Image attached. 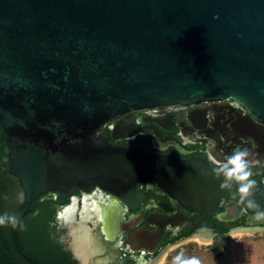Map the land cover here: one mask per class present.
Returning <instances> with one entry per match:
<instances>
[{"label": "water", "instance_id": "1", "mask_svg": "<svg viewBox=\"0 0 264 264\" xmlns=\"http://www.w3.org/2000/svg\"><path fill=\"white\" fill-rule=\"evenodd\" d=\"M224 100L264 124V0H0V126L25 194L16 243L54 190L61 204L96 186L124 198L154 179L191 205L225 197L264 210L260 189L244 199L221 190L203 160L100 133L127 112Z\"/></svg>", "mask_w": 264, "mask_h": 264}, {"label": "flooded vegetation", "instance_id": "2", "mask_svg": "<svg viewBox=\"0 0 264 264\" xmlns=\"http://www.w3.org/2000/svg\"><path fill=\"white\" fill-rule=\"evenodd\" d=\"M100 133L115 146L143 143L162 155L211 165L236 148H248L252 179L264 193V124L233 101L139 109L108 121ZM176 187L147 179L124 198L96 186L76 188L62 204L57 190L38 199L49 210V240L67 264H159L176 246L219 243L240 227L264 234V210L225 197L214 209L191 205Z\"/></svg>", "mask_w": 264, "mask_h": 264}, {"label": "trees", "instance_id": "3", "mask_svg": "<svg viewBox=\"0 0 264 264\" xmlns=\"http://www.w3.org/2000/svg\"><path fill=\"white\" fill-rule=\"evenodd\" d=\"M5 138L0 126V160L6 156ZM36 203L35 211L28 214L19 226L18 244L14 237L16 225H0V264H32L23 253L31 258L33 264H67L49 240L50 214L47 205L40 203L39 199ZM24 207L25 194L20 181L8 173L7 165L3 167L0 164V216H15L18 221Z\"/></svg>", "mask_w": 264, "mask_h": 264}, {"label": "rangeland", "instance_id": "4", "mask_svg": "<svg viewBox=\"0 0 264 264\" xmlns=\"http://www.w3.org/2000/svg\"><path fill=\"white\" fill-rule=\"evenodd\" d=\"M180 255L195 257L200 264H264V234H230L219 243H185L169 251L159 264H173Z\"/></svg>", "mask_w": 264, "mask_h": 264}, {"label": "clouds", "instance_id": "5", "mask_svg": "<svg viewBox=\"0 0 264 264\" xmlns=\"http://www.w3.org/2000/svg\"><path fill=\"white\" fill-rule=\"evenodd\" d=\"M254 161L248 148H236L221 161H214L210 175L220 181V189L232 195H239L242 199L254 196L258 191L256 181L252 179ZM235 189V191H234ZM264 195V193H261ZM17 224L15 216H0V225ZM173 264H200L195 257L185 259L182 255L175 257Z\"/></svg>", "mask_w": 264, "mask_h": 264}]
</instances>
